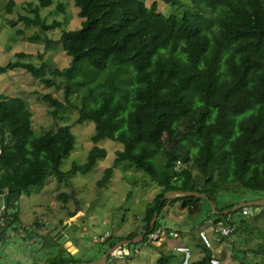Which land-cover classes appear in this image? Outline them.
Instances as JSON below:
<instances>
[{
  "label": "trees",
  "instance_id": "1",
  "mask_svg": "<svg viewBox=\"0 0 264 264\" xmlns=\"http://www.w3.org/2000/svg\"><path fill=\"white\" fill-rule=\"evenodd\" d=\"M182 1L165 0L183 9L182 15H167L156 2L147 5L145 0H74L83 25L60 36L70 65L10 62L0 65V75L25 69L48 87L63 88V101L51 93L42 96L53 116L76 109V123H95V144L108 138L124 145L116 162L130 161L161 187L145 210L147 233L157 229L154 214H161L169 202H180L190 215L208 204L214 223L226 220L236 226L223 241L245 234L241 249L232 245L244 252L241 264H264V209L248 206L251 212L243 214V208L231 211L235 204L220 207L218 199L220 190L247 189L264 196V0ZM38 2L35 18H21L46 32L61 26L40 17L41 8L53 0ZM14 5L10 0L8 12ZM32 134L33 113L25 99L0 95V193L6 194L8 208L32 187L42 186L47 175L63 181L66 175L86 174L107 155L96 145L85 163H74L64 172L63 159L76 143L71 126L31 141ZM29 144L37 156L45 154L41 165L27 162ZM112 174L113 168H106L99 186ZM174 190L204 192L218 211L230 212L214 214L202 197L164 198ZM234 212H239L237 219ZM9 217L3 230L19 221L17 212ZM138 235L110 237L109 248ZM212 256L196 264H210ZM81 261L62 255L50 264ZM158 264H169V257Z\"/></svg>",
  "mask_w": 264,
  "mask_h": 264
},
{
  "label": "rangeland",
  "instance_id": "2",
  "mask_svg": "<svg viewBox=\"0 0 264 264\" xmlns=\"http://www.w3.org/2000/svg\"><path fill=\"white\" fill-rule=\"evenodd\" d=\"M14 1L12 11L8 12L10 0H0V65L18 61L37 66L45 63L48 68L70 65L71 56L64 51L60 36L63 30H75L83 25L84 18L79 16V8L74 0H53L51 6L41 8L40 17L47 23H61V26L47 32L39 25L27 24L21 18H35L34 9L39 4L38 0ZM145 1L147 5L156 2L159 10L167 15L183 14L180 6L165 0ZM182 2L192 4L191 0ZM60 6L64 9L61 10ZM35 34L40 37L33 38ZM19 53L25 55L19 56ZM45 75L50 76L47 71ZM45 93H51L62 101L65 97L63 88L48 87L25 69H11L0 75V95L24 98L33 113L31 141L51 129L71 126L76 143L71 153L63 159L62 171L67 172L74 163H85L90 150L96 145L105 148L107 155L98 159L89 173L66 175L63 181L47 175L42 186L32 187L31 193L23 194L11 208L7 205L3 211L4 217L0 216V233L3 232L0 237V264H49L48 258L61 249L65 250L61 256L68 259L72 257L83 262L97 260L110 249V237L114 239L143 232L146 207L161 191L148 173L130 161L116 162L117 151L124 148L122 143L104 138L95 144V123H76V109L62 111L57 118L53 116L51 108L43 100ZM26 160L29 164L41 165L45 154L37 156L29 144ZM109 167L113 168L110 180L99 186ZM64 194L70 197L65 198ZM218 195L220 207L264 198L258 192L247 189L220 190ZM3 202L4 199L0 197V208ZM208 207L205 204L201 213L190 215L180 202L167 203L164 211L158 215L160 228L164 231L161 238L152 243L137 238L136 243L128 244L130 255H111L106 264H158L164 256L169 257V264H182L184 254L176 250L179 245L190 248L191 264L211 255L221 264H241L244 252L233 250L232 245L234 242L241 249L245 234L235 233L229 241L217 242L213 229L216 216L208 215ZM249 207L260 210L262 206ZM15 212L19 214V221L11 222L10 228L3 230L7 221L12 219L9 216ZM238 215L239 212L232 214L234 219ZM201 230L206 232L212 248H205L199 235Z\"/></svg>",
  "mask_w": 264,
  "mask_h": 264
},
{
  "label": "built area",
  "instance_id": "3",
  "mask_svg": "<svg viewBox=\"0 0 264 264\" xmlns=\"http://www.w3.org/2000/svg\"><path fill=\"white\" fill-rule=\"evenodd\" d=\"M0 197H2L4 199V202L2 203L1 208H0V210H1L0 216L3 215V217H4L5 213H3V211L5 210V208H7V202H5L6 194L0 193ZM242 208H243L242 209L243 214H248L251 212V210L248 208V206L242 207ZM262 208L264 209V205L262 206ZM213 229H214L216 241L222 242L225 237L230 236L236 230V226L231 225V224H227L224 221H219L217 223L213 222ZM163 233H164L163 229L159 227L150 233H147V231H146L143 239H145V237H146V242L152 243L155 240H159L161 238V236L163 235ZM175 235H177V234H175ZM199 235H200L203 243L205 244V246L209 249L212 248V244H211L208 236L206 235V232L204 230H201ZM104 239L106 240V238H104ZM176 250H177V252L184 254L182 264H191V250L188 246L179 245V246H177ZM114 254L122 256V257H124L126 255H130L131 252H130V249L128 247V244L117 248L115 250ZM210 264H221V262H220V260L216 259V257L213 255L210 259Z\"/></svg>",
  "mask_w": 264,
  "mask_h": 264
},
{
  "label": "water",
  "instance_id": "4",
  "mask_svg": "<svg viewBox=\"0 0 264 264\" xmlns=\"http://www.w3.org/2000/svg\"><path fill=\"white\" fill-rule=\"evenodd\" d=\"M189 196H197V197H202L204 199H206L208 201V203L210 204V206L213 209V213L214 214H228L230 212V210H224V211H218L217 210V205L215 204V202L213 200H211L208 195L204 192H199V191H181V190H174V191H169L165 194L164 198L165 199H179V198H184V197H189ZM74 198V197H73ZM263 206L264 205V198H260L257 200H253V201H249V202H242L239 203L237 205H235L231 211H237L238 209L242 208V207H246V206ZM227 206V205H226ZM75 213V212H74ZM158 215H159V211H156L152 220V224H154L157 219H158ZM161 225L160 222H158L156 224V228H159ZM146 233V230H143V232L141 234H139L134 240L131 239H123L119 242H117L115 244V246L111 247L108 251L105 252V254L97 259V260H92V261H88V262H83L81 264H106L109 256L114 255V252L117 248L126 245V244H130V243H136L137 242V238H144V235ZM64 249L59 250V252L48 258L47 262L53 263L55 261L56 258H58L59 256H61V254L64 252Z\"/></svg>",
  "mask_w": 264,
  "mask_h": 264
}]
</instances>
